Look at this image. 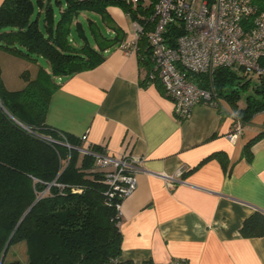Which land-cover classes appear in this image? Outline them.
<instances>
[{
	"label": "trees",
	"instance_id": "1",
	"mask_svg": "<svg viewBox=\"0 0 264 264\" xmlns=\"http://www.w3.org/2000/svg\"><path fill=\"white\" fill-rule=\"evenodd\" d=\"M155 2L139 0L132 6L123 0H56L57 10L50 0H37L38 10L33 0L1 2L0 50L25 58L35 67L32 72L20 73L23 86L8 89L0 65V264H109L120 255L122 235L116 204L121 199L107 194L109 186L104 173L94 167L95 157L78 150L81 140L48 126L46 115L62 78L95 67L103 61L106 49L124 42L126 34L108 7L120 6L131 21L147 31ZM251 2L257 11L264 10V0ZM81 11L97 13L109 21L112 36L104 34L90 17L86 29ZM182 34V24L170 22L165 41L175 46ZM139 51V60L147 69L144 82L159 84L157 79L148 78L152 65L144 57L149 52L151 58L144 35L137 42ZM40 58L48 67L38 63ZM188 76L209 88L205 76ZM249 83V78L226 67L215 70L211 83L243 124L264 112L262 79L253 84L256 95H247L244 106L238 107ZM262 136L264 131L243 147L248 161L252 158L251 144ZM64 141L71 148L62 144ZM89 150L102 152L96 145H90ZM212 157L226 165L224 154L215 153L207 159ZM239 232L244 238L264 237V213H251Z\"/></svg>",
	"mask_w": 264,
	"mask_h": 264
},
{
	"label": "crops",
	"instance_id": "2",
	"mask_svg": "<svg viewBox=\"0 0 264 264\" xmlns=\"http://www.w3.org/2000/svg\"><path fill=\"white\" fill-rule=\"evenodd\" d=\"M108 13L125 32L124 42H132L129 17L113 6ZM141 54L119 45L106 49L101 63L59 81L46 115L48 126L78 138L85 134L86 144L142 160L136 189L120 203L118 262L179 257L188 264H264V237L239 232L251 213H264V136L251 144L250 161L243 154L264 131V112L233 140L227 134L235 111L225 99L217 107L199 104L179 120L161 86L144 82ZM144 57L151 66L149 52ZM215 153L225 155V166L207 159ZM179 170L182 182L169 188L164 177Z\"/></svg>",
	"mask_w": 264,
	"mask_h": 264
},
{
	"label": "built area",
	"instance_id": "3",
	"mask_svg": "<svg viewBox=\"0 0 264 264\" xmlns=\"http://www.w3.org/2000/svg\"><path fill=\"white\" fill-rule=\"evenodd\" d=\"M134 6L139 0H123ZM179 21L183 27L175 46L165 41L166 27ZM152 25L144 31L142 25L132 21L134 40L121 43L122 49H137L140 36H146L150 50L152 68L150 80L157 79L164 93L173 102L174 113L179 120H185L199 104L216 107L219 97L211 83L217 68L226 67L245 78L264 80V10L257 11L251 0H156L151 16ZM200 74L206 77L209 88L199 86L188 75ZM239 119L233 120L227 134L229 140L236 138L243 129ZM51 140L50 138H47ZM81 153L95 157L94 167L104 173L108 184L107 194L117 195L121 201L136 189L135 173L141 158L122 154L114 156L102 148L93 153L86 144V135L79 137ZM62 144L71 148L64 141ZM182 171L165 176L166 185L171 188L181 183ZM116 204L120 216V203ZM109 264H118L114 259ZM155 264H188L184 258L174 257Z\"/></svg>",
	"mask_w": 264,
	"mask_h": 264
},
{
	"label": "rangeland",
	"instance_id": "4",
	"mask_svg": "<svg viewBox=\"0 0 264 264\" xmlns=\"http://www.w3.org/2000/svg\"><path fill=\"white\" fill-rule=\"evenodd\" d=\"M33 1H34L36 9L38 10L37 0H33ZM50 2L52 3L55 10H57L56 0H50ZM113 7L118 8L123 14H125V12L123 11V9L120 6L116 5ZM87 17H90L91 19L96 20V22L99 24L101 31L104 34L112 36L113 30L108 25L109 21H107V20L104 21L101 18V16L98 15L97 13L81 11L80 20H82L84 27L86 29H87V22H88ZM38 63L44 67H48L47 62L43 58H40L38 60ZM0 65L2 67V77L4 78L6 86L8 89H18L21 86H23L24 81L21 79L20 73L24 70H29L32 72L34 67H35V64L33 62H31L25 58H20V57L14 56V55H12V54L4 51V50H0ZM249 79H250V83L248 85V88H246V90L241 93L242 97L239 100L241 105L245 104V98L247 95H252V94L256 95L255 91L253 90V84L258 82V79L256 77H251ZM21 253H22V248H21Z\"/></svg>",
	"mask_w": 264,
	"mask_h": 264
},
{
	"label": "water",
	"instance_id": "5",
	"mask_svg": "<svg viewBox=\"0 0 264 264\" xmlns=\"http://www.w3.org/2000/svg\"><path fill=\"white\" fill-rule=\"evenodd\" d=\"M7 245H8V244L5 245V248H4L3 252H2L1 259H2L3 256H4V253H5V251H6Z\"/></svg>",
	"mask_w": 264,
	"mask_h": 264
}]
</instances>
